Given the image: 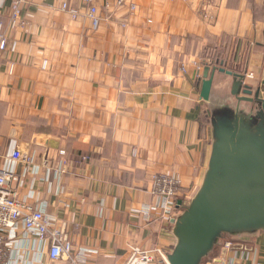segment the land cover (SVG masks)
Returning <instances> with one entry per match:
<instances>
[{
	"label": "crops",
	"instance_id": "obj_1",
	"mask_svg": "<svg viewBox=\"0 0 264 264\" xmlns=\"http://www.w3.org/2000/svg\"><path fill=\"white\" fill-rule=\"evenodd\" d=\"M66 2L84 13L78 1L31 0L13 24V0H0V169L22 176L11 153L33 157L37 173L21 178V198L44 201L89 264H126L137 246L168 258L178 244L174 222L209 170L214 114L254 110L232 94L227 72L264 94V0H133L136 12L116 14L101 1L97 30L63 11ZM60 150L70 160L62 178ZM157 174L179 180L183 207L167 209L153 195ZM18 232L14 264H68ZM201 264H264V231L223 234Z\"/></svg>",
	"mask_w": 264,
	"mask_h": 264
},
{
	"label": "water",
	"instance_id": "obj_2",
	"mask_svg": "<svg viewBox=\"0 0 264 264\" xmlns=\"http://www.w3.org/2000/svg\"><path fill=\"white\" fill-rule=\"evenodd\" d=\"M209 71L202 83L205 101L212 88ZM227 73L235 79L232 94L254 110L214 114L209 170L196 198L174 222L178 244L169 264H201L223 234L264 231V94L254 93L244 75Z\"/></svg>",
	"mask_w": 264,
	"mask_h": 264
},
{
	"label": "built area",
	"instance_id": "obj_3",
	"mask_svg": "<svg viewBox=\"0 0 264 264\" xmlns=\"http://www.w3.org/2000/svg\"><path fill=\"white\" fill-rule=\"evenodd\" d=\"M78 1L83 6L75 9L71 4L63 3L61 9L68 12L74 19L84 16L91 22L93 30L99 29L104 21V14L101 11L99 2L105 3L106 13L116 14L120 9H126L130 13L137 11L133 0H72ZM171 2H183L194 4L195 0H170ZM208 2V0H200ZM31 0H13V24L21 19V12L24 6H29ZM103 7V6H102ZM204 7H206L204 5ZM211 19V15L205 14ZM126 23V22H124ZM124 27L126 24L123 25ZM7 48L6 38L3 34V24L0 19V51ZM43 69H47V62L43 63ZM12 70V69H11ZM200 71L198 72V76ZM61 164L57 162L55 173L61 178L68 172L70 160L66 150L57 153ZM12 164L23 165L22 176L15 172L13 166L0 169V264H14L12 248L17 241L19 229L24 239L30 236L36 238L42 244L49 245V257L52 262L65 260L68 264H89L88 253L85 248H76L75 244L67 237V225L58 217H51L46 214V203L43 201L38 205L24 201L20 194L21 178L28 174H36L37 168L33 157L23 154L21 150H14L10 157ZM89 158H85L87 161ZM59 161V160H58ZM153 195L163 198L167 202V209L183 207L178 204L181 195L180 182L169 174H157L152 179ZM191 203H187V209ZM184 209V210H185ZM126 264H169L167 256L159 248L146 249L143 247H132L129 251V258Z\"/></svg>",
	"mask_w": 264,
	"mask_h": 264
},
{
	"label": "rangeland",
	"instance_id": "obj_4",
	"mask_svg": "<svg viewBox=\"0 0 264 264\" xmlns=\"http://www.w3.org/2000/svg\"><path fill=\"white\" fill-rule=\"evenodd\" d=\"M184 211V210H183Z\"/></svg>",
	"mask_w": 264,
	"mask_h": 264
}]
</instances>
